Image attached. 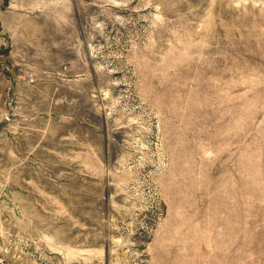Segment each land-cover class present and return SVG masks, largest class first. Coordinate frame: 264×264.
Here are the masks:
<instances>
[{"label":"rangeland","instance_id":"rangeland-1","mask_svg":"<svg viewBox=\"0 0 264 264\" xmlns=\"http://www.w3.org/2000/svg\"><path fill=\"white\" fill-rule=\"evenodd\" d=\"M9 11L46 84L0 104V264H264V0Z\"/></svg>","mask_w":264,"mask_h":264},{"label":"crops","instance_id":"crops-1","mask_svg":"<svg viewBox=\"0 0 264 264\" xmlns=\"http://www.w3.org/2000/svg\"><path fill=\"white\" fill-rule=\"evenodd\" d=\"M2 27L10 39V49L7 57L16 64H22L18 69L15 67H8L0 76V104H5L9 99H14L18 103L27 102L28 94L39 95L44 97V94L38 89L45 87V82L39 81L36 84L29 83L18 76L22 72H31L27 63L33 59H29L28 51H32L31 41L29 40L28 30L31 28V23L26 22L25 16L9 11L1 18ZM33 54V52H31ZM34 56H38L39 52H34ZM32 56V55H31ZM24 59L27 61L26 65L23 63ZM46 71V70H45ZM44 72V71H43ZM47 82V81H46ZM56 86H54L55 88ZM37 88V89H35ZM52 94V93H51Z\"/></svg>","mask_w":264,"mask_h":264}]
</instances>
